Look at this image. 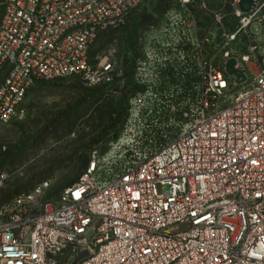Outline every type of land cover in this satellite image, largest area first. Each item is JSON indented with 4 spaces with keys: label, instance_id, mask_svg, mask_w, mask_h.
<instances>
[{
    "label": "built area",
    "instance_id": "obj_1",
    "mask_svg": "<svg viewBox=\"0 0 264 264\" xmlns=\"http://www.w3.org/2000/svg\"><path fill=\"white\" fill-rule=\"evenodd\" d=\"M146 2L0 0V127L27 117L40 81L118 95V44L90 48ZM248 8L175 0L144 16L119 136L58 200L49 180L0 205V264H264V0Z\"/></svg>",
    "mask_w": 264,
    "mask_h": 264
},
{
    "label": "trees",
    "instance_id": "obj_2",
    "mask_svg": "<svg viewBox=\"0 0 264 264\" xmlns=\"http://www.w3.org/2000/svg\"><path fill=\"white\" fill-rule=\"evenodd\" d=\"M172 1L175 0H156L149 11L161 14ZM142 7L134 10L123 26L101 31L90 48L93 60L95 54L106 45L118 44L124 68V86L119 88L118 95L111 91V85L87 87L78 76L40 81L28 90L25 101L31 91L64 92L68 93L69 98L62 104L38 109L27 123H16L17 139L7 145L0 144V172H11L29 165L25 179L18 177L8 187L5 183L6 187L0 189V205L49 180L51 184L43 199L58 200L64 189L77 182L86 170L92 151L99 149L105 152L107 144L119 136L128 115L129 99L141 88L134 81L133 71L138 59L135 46L137 31L149 12L147 9L139 12ZM79 131L74 143L67 144L61 153L43 160L42 169H37L41 165H30L40 151L48 150L49 141L62 142ZM58 171L67 172L62 178L55 179ZM21 180L25 181L20 183Z\"/></svg>",
    "mask_w": 264,
    "mask_h": 264
},
{
    "label": "rangeland",
    "instance_id": "obj_3",
    "mask_svg": "<svg viewBox=\"0 0 264 264\" xmlns=\"http://www.w3.org/2000/svg\"><path fill=\"white\" fill-rule=\"evenodd\" d=\"M156 0H147L146 4L139 10V12H142L144 9L150 10L152 3H154ZM69 96L68 93H62V92H36L31 91L29 95L27 96V99L25 101V106H27L28 109V115L26 118L22 120H17L11 123L8 126H2L0 127V144H9L13 143L17 139V133L18 129L16 127V123H27L30 120L31 115L33 116L38 109H43L44 107L51 106L53 104H62L68 100ZM33 106V108H31ZM79 132H74L69 138L66 140L60 142L56 140H51L48 142V150L47 151H40L38 156L35 157V161H31L30 165L33 167H36V165H41L43 163L44 159L50 158L52 154L61 153L63 151L64 147L67 144L74 143L75 139L77 138ZM29 165H24L23 167L17 168V170H12L8 173V179L5 182L7 187L9 184L13 183L18 179V177L26 178V175L24 176L27 168ZM44 166H39L37 169H42ZM69 171V168L67 169ZM60 172L58 171L55 175V179H60L66 174V172ZM25 180H21L20 183H23ZM6 187V186H4ZM1 193V191H0Z\"/></svg>",
    "mask_w": 264,
    "mask_h": 264
},
{
    "label": "water",
    "instance_id": "obj_4",
    "mask_svg": "<svg viewBox=\"0 0 264 264\" xmlns=\"http://www.w3.org/2000/svg\"><path fill=\"white\" fill-rule=\"evenodd\" d=\"M242 3H247L249 5V8H250V6H252L254 4V0H242ZM232 64H233L232 62H229V66H232ZM231 72H233V71H231Z\"/></svg>",
    "mask_w": 264,
    "mask_h": 264
}]
</instances>
